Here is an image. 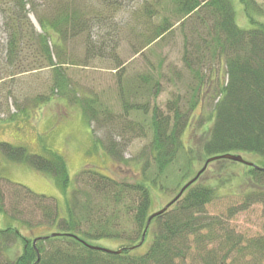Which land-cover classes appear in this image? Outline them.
<instances>
[{
	"label": "trees",
	"instance_id": "trees-1",
	"mask_svg": "<svg viewBox=\"0 0 264 264\" xmlns=\"http://www.w3.org/2000/svg\"><path fill=\"white\" fill-rule=\"evenodd\" d=\"M170 1L182 22L190 20L200 9L204 11L203 16L197 14L193 21L203 25L205 31L184 42L183 65L196 79L188 89L184 103L187 108L181 109L177 101L172 102L168 105L170 113L165 116L153 108L150 151L154 163L162 172L172 162L182 145L181 135L191 123L193 110L199 106L203 111L202 107L210 103L211 123L200 144L201 156L207 159L228 153L240 155L241 152L257 156L259 164L253 163L254 166H247V169L253 186L262 188L264 26L250 30L238 27L231 0ZM240 1L247 9L250 0ZM40 7L35 0H0L6 33L4 59L10 79L40 70L49 71L48 92L32 99L25 98V103L22 107L17 105L13 115L30 113L27 107L30 110L40 107L53 95L67 100L70 93H76L63 71L65 62L61 57L65 54L68 38L85 35L87 19L74 2L51 4L45 14ZM31 14L40 31L32 24ZM166 32V26L157 27L147 45ZM85 44L84 56L103 57L102 47H95L88 39ZM22 47L28 49L30 59ZM217 62L223 66V72L214 66ZM203 69L207 70L204 74ZM141 78L146 83L149 76ZM12 92L7 94L8 100L15 98ZM82 106L89 108L86 103ZM90 110L84 109L89 122L97 118ZM105 150L113 159L122 158L121 150L111 139ZM0 154L9 162L26 164L51 176L63 190L69 186L66 162L57 152H49L45 157L22 146L0 142ZM196 181L164 213L151 220L149 226L163 219L149 247L142 253H135L149 230V227L145 230L150 215L145 184L118 181L95 168L82 169L61 210L53 198L36 194L0 176V215L7 218L5 226L0 227V264H183L192 241L202 249V243L220 237L234 249L237 242H232V233L221 222L205 215V205L214 196L213 189L198 186ZM255 195H261L264 201V193ZM22 230L30 236L23 235ZM201 230L206 232V239L199 237ZM37 237L43 238L32 244ZM102 238L123 241L118 248L121 252L113 254L88 246L91 245L88 241ZM247 249L252 254L264 256V234L250 240ZM11 250L14 253L10 256ZM205 255L215 260L211 252ZM229 264L238 263L233 260Z\"/></svg>",
	"mask_w": 264,
	"mask_h": 264
},
{
	"label": "rangeland",
	"instance_id": "rangeland-1",
	"mask_svg": "<svg viewBox=\"0 0 264 264\" xmlns=\"http://www.w3.org/2000/svg\"><path fill=\"white\" fill-rule=\"evenodd\" d=\"M35 1L44 14L51 4L57 3L74 2L83 10L88 25L86 36L68 38L61 57L65 62L63 71L76 93H70L67 100L53 95L40 107L32 106V110L27 107L30 113L13 115L16 106L22 107L25 103V98L48 92L49 71L40 70L10 79L5 66L6 33L0 12V142L22 146L45 157L49 152L59 153L67 165L69 186L63 190L51 176L26 164L9 162L1 154L0 176L36 194L53 198L63 210L78 172L95 168L118 181L145 184L150 198L148 213L162 209L206 160L200 154V144L211 123L210 103L202 107L203 111L199 106L193 110L191 123L180 138L182 145L162 172L158 171L150 151L153 108L164 116L169 115L168 105L172 102L177 101L181 109L187 108L184 103L188 89L196 79L183 65L184 42L205 31L203 25L193 21L197 14L203 16L204 11L200 9L190 20L182 22L170 0ZM231 3L238 27L250 30L264 26V0H250L247 9L240 0H231ZM29 18L36 31H40L34 16L31 14ZM161 25L166 26L167 32L147 45L153 31ZM86 39L95 47H102L103 57L84 56ZM22 50L30 59L28 49L22 47ZM214 66L223 72L219 62ZM206 71L203 69V74ZM142 76H149L148 82L144 83ZM9 92L15 98L8 100ZM82 103L89 108H83ZM84 109L94 111L96 120L89 122ZM110 139L121 150L120 160L113 159L105 150ZM240 155L252 163L260 162L251 153L241 152ZM196 185L213 189L214 196L205 205V215L221 222L232 233V242L237 244L231 249L225 238L220 237L202 243L201 249L191 240L193 244L183 264H229L233 260L238 264H264V256L247 249L250 240L264 234V201L260 195L264 187L253 186L247 166L229 160L213 161ZM256 193L260 196L256 197ZM250 197L252 199H247ZM162 220L149 226L144 243L135 253L149 247ZM6 221V216L0 215V227L3 228ZM199 233L200 238L206 239L204 230ZM22 234L30 236L25 230ZM35 234L39 233L35 231ZM87 243L108 250H117L124 244L110 238ZM208 252L215 255L214 261L205 255ZM13 253L11 250L8 255Z\"/></svg>",
	"mask_w": 264,
	"mask_h": 264
},
{
	"label": "water",
	"instance_id": "water-1",
	"mask_svg": "<svg viewBox=\"0 0 264 264\" xmlns=\"http://www.w3.org/2000/svg\"><path fill=\"white\" fill-rule=\"evenodd\" d=\"M218 159H226V160H230V161H233V162H237V163H240V164H243V165H246V166H250V167H252V166H254L253 165V163H250V162H248V161H246V160H244L243 158H242V156H240V155H234V154H230V153H228V154H224V155H221V156H215V157H210V158H208L207 160H205V162H204V164H203V166H202V168L196 173V175L191 179V180H189L181 189H180V191H179V193L176 195V197L173 199V200H171L167 205H165L161 210H159V211H157V212H155V213H153L152 215H150L149 216V218H148V220H147V223H146V227H145V230L147 229V227H148V225H149V223H150V221L154 218V217H156V216H159V215H161L164 211H166L167 210V208L172 204V203H174L179 197H180V195L183 193V191L189 186V185H191L198 177H199V175L206 169V166H207V164L208 163H210V162H212V161H214V160H218ZM52 236H54V235H52ZM143 237H144V233H143V235H142V241H143ZM36 242V240H34L33 241V244ZM92 248H95V249H100V250H102V251H104V252H108V253H113V254H119L121 251L120 250H117V251H111V250H107V249H102V248H97V247H92ZM134 247H131L130 249H133Z\"/></svg>",
	"mask_w": 264,
	"mask_h": 264
}]
</instances>
